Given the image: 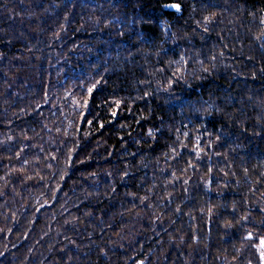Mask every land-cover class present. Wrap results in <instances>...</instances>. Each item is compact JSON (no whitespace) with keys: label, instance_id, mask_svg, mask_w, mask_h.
I'll return each instance as SVG.
<instances>
[{"label":"trees","instance_id":"trees-1","mask_svg":"<svg viewBox=\"0 0 264 264\" xmlns=\"http://www.w3.org/2000/svg\"><path fill=\"white\" fill-rule=\"evenodd\" d=\"M261 240L264 0H0V264H263Z\"/></svg>","mask_w":264,"mask_h":264},{"label":"snow or ice","instance_id":"snow-or-ice-1","mask_svg":"<svg viewBox=\"0 0 264 264\" xmlns=\"http://www.w3.org/2000/svg\"><path fill=\"white\" fill-rule=\"evenodd\" d=\"M165 7H172V8H175L177 11H180L181 8H182L181 4H179V3H174V4H171V5H165ZM95 88H96V85L93 84L92 87L87 90L88 93L91 95ZM114 103L116 105V109H119L120 105L122 104V101L117 100ZM111 115L115 117L117 115V110H113ZM87 122L91 123V121H87ZM101 127H103V125H101ZM197 150L198 151H202V149H199V146H197ZM251 235L252 234L249 233V238H251ZM260 247H261V253H260L261 259L264 260V240H261Z\"/></svg>","mask_w":264,"mask_h":264},{"label":"rangeland","instance_id":"rangeland-1","mask_svg":"<svg viewBox=\"0 0 264 264\" xmlns=\"http://www.w3.org/2000/svg\"><path fill=\"white\" fill-rule=\"evenodd\" d=\"M263 264H264V260H262Z\"/></svg>","mask_w":264,"mask_h":264}]
</instances>
